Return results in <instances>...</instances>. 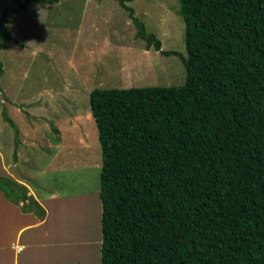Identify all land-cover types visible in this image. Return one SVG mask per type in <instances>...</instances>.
<instances>
[{
	"label": "trees",
	"instance_id": "trees-1",
	"mask_svg": "<svg viewBox=\"0 0 264 264\" xmlns=\"http://www.w3.org/2000/svg\"><path fill=\"white\" fill-rule=\"evenodd\" d=\"M15 0L9 17L35 2ZM136 38L185 69L180 86L95 88L100 146L101 264H264V0H178L186 58L162 51L133 0H115ZM2 63L0 61V77ZM13 128V161L18 131ZM0 192L38 219L27 188L0 177ZM23 211V212H24Z\"/></svg>",
	"mask_w": 264,
	"mask_h": 264
},
{
	"label": "rangeland",
	"instance_id": "rangeland-1",
	"mask_svg": "<svg viewBox=\"0 0 264 264\" xmlns=\"http://www.w3.org/2000/svg\"><path fill=\"white\" fill-rule=\"evenodd\" d=\"M12 1L3 2L0 15L15 3ZM126 5L161 42L162 51H175L186 58L178 0H133ZM8 29L12 40L3 41L0 50V131L6 152L0 149L7 169L3 177L11 176L14 181L17 170H24L21 165L14 166V133L3 118L4 111L15 129L20 126L26 132L24 123L30 126L33 121L41 135L38 138H49V197L86 192L95 199L82 200L77 217L84 211L89 216V203L94 201L101 209V155L90 112V92L95 88L180 86L186 76L182 61L146 50L145 43L135 36L136 27L115 0H60L50 5L35 2L27 11L11 15ZM21 205L17 207L23 212ZM57 211H62L63 223L74 217L68 202ZM75 219L71 226L68 224L69 233L80 230L84 238H98L97 220L90 229H84L79 218L78 223ZM93 220L87 217V226ZM1 222L6 220L0 216Z\"/></svg>",
	"mask_w": 264,
	"mask_h": 264
},
{
	"label": "crops",
	"instance_id": "crops-1",
	"mask_svg": "<svg viewBox=\"0 0 264 264\" xmlns=\"http://www.w3.org/2000/svg\"><path fill=\"white\" fill-rule=\"evenodd\" d=\"M9 1L13 2L12 0H0V9L3 2L8 3ZM45 122L49 123L48 120ZM24 126L26 132L22 130V127L17 126L18 137L15 149L17 160L14 162L16 168L23 166L24 170H17L18 177L12 178L14 182L22 183L21 185L29 190V192L27 190V195L34 198L44 209L45 217L40 220L31 213L22 212L17 205L7 201L0 192V216L6 220L0 223V264H101V209L99 205H96L94 201L89 203V216L84 211L83 216L77 217L82 200L95 199L91 198L90 194L84 192L70 197H49V181L47 180L49 179V138L47 136L38 138L41 135L37 132V124L33 121L30 126L25 123ZM3 135L0 131V147L6 152L5 140L1 138ZM3 138L8 137L6 138L5 135ZM12 145L14 150V137ZM21 155L24 157L22 160ZM2 156L0 149V176L3 177L7 169L3 164ZM40 157L43 158L39 159ZM37 159L39 160L36 161ZM40 162L44 163L39 164ZM8 179L13 180L11 176ZM67 202L68 209L74 217L69 218L70 222L63 223V213L57 210ZM51 204L54 207H51ZM87 217L94 219L88 226ZM78 218L79 225L81 224L84 229L87 227L90 229V226H93L94 221L97 220L98 238L95 241L89 236L84 238L85 233L83 231L81 233L80 230L69 233L68 226H71L74 219L78 223ZM77 227H79L78 224ZM78 232L82 234V240ZM71 238L74 240H70Z\"/></svg>",
	"mask_w": 264,
	"mask_h": 264
},
{
	"label": "clouds",
	"instance_id": "clouds-1",
	"mask_svg": "<svg viewBox=\"0 0 264 264\" xmlns=\"http://www.w3.org/2000/svg\"><path fill=\"white\" fill-rule=\"evenodd\" d=\"M42 15V14H41Z\"/></svg>",
	"mask_w": 264,
	"mask_h": 264
}]
</instances>
